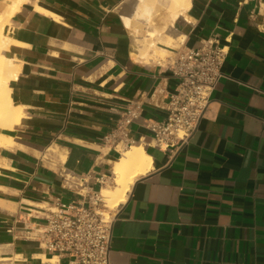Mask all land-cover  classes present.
<instances>
[{
    "label": "crops",
    "instance_id": "crops-1",
    "mask_svg": "<svg viewBox=\"0 0 264 264\" xmlns=\"http://www.w3.org/2000/svg\"><path fill=\"white\" fill-rule=\"evenodd\" d=\"M6 5L0 0V16ZM137 5L27 0L6 21L4 32L20 43L5 55L19 65L9 85L23 117L4 130L17 143L0 147V264H68L26 228L73 197L63 169L112 181L131 143L103 137L135 98L143 110L129 124L132 144H143L155 167L115 210L111 264H264V32L251 21L264 15V0H190L177 17L170 0H158L150 23L135 16L129 27L124 14ZM158 9L165 13L156 22ZM147 30L166 53L211 36L229 48L198 129L179 148L155 146L143 123L166 117L178 82L167 59L142 54L135 35L149 37Z\"/></svg>",
    "mask_w": 264,
    "mask_h": 264
},
{
    "label": "built area",
    "instance_id": "built-area-1",
    "mask_svg": "<svg viewBox=\"0 0 264 264\" xmlns=\"http://www.w3.org/2000/svg\"><path fill=\"white\" fill-rule=\"evenodd\" d=\"M251 21L264 32V15L252 13ZM228 52V45L211 36L200 47L175 49L167 56L168 69L178 79L167 102V115L160 120L143 119L155 146L163 150L179 148L192 138L223 76ZM142 110L140 98L131 100L116 127L103 140L132 144L129 124L142 118ZM61 173L63 188L73 197L69 201L58 200L46 221L27 227L25 236L37 240L47 254L67 259L68 264H111L115 212L107 210L102 194L108 178L67 169Z\"/></svg>",
    "mask_w": 264,
    "mask_h": 264
},
{
    "label": "bare ground",
    "instance_id": "bare-ground-1",
    "mask_svg": "<svg viewBox=\"0 0 264 264\" xmlns=\"http://www.w3.org/2000/svg\"><path fill=\"white\" fill-rule=\"evenodd\" d=\"M25 1L27 0L7 1L5 12L3 11L4 14L0 16V147L11 146L17 143V140L10 134H7L4 130L11 129L15 125L19 124L23 117L21 107L14 103L12 99L9 85V82L17 77L19 65L15 63V60L12 59V57L10 58L6 56L3 51L9 48L12 44H20L19 41L15 40L11 35L6 34L4 32V28L8 18L14 12H17L16 10ZM157 2L158 0H138V5L133 8L130 14H126L125 16L128 21L127 25L129 27L132 26V21L135 16L144 18V20L150 23L154 15ZM189 6L190 0H170L169 9L173 12V16L177 17L185 14ZM135 30L138 32L136 28ZM146 33L149 37L144 36L142 39L139 37L141 40H139V38L135 35V42L137 44L138 42H143L144 44L142 47L144 46L143 48H145V50L143 49L144 53L142 54H148L149 49L153 50V56L159 53L164 54L166 50L158 47L156 45L157 43L155 44L153 41L154 38L152 37L154 36V32L147 30ZM139 45L141 47V44ZM139 51L140 49H138L137 53H139ZM49 150L55 152L57 151V146L50 147ZM61 157L64 158L63 154H61ZM154 167V156L143 144L134 143L122 150L121 155L113 163L111 174H113L112 178L115 182L114 186L112 188H102V194L104 196L106 206L111 208L116 206L118 207L120 204L125 202L128 191L130 190L134 180L148 173Z\"/></svg>",
    "mask_w": 264,
    "mask_h": 264
},
{
    "label": "rangeland",
    "instance_id": "rangeland-1",
    "mask_svg": "<svg viewBox=\"0 0 264 264\" xmlns=\"http://www.w3.org/2000/svg\"><path fill=\"white\" fill-rule=\"evenodd\" d=\"M4 1H10V0H4ZM164 13H165V10L164 9H158V11L156 12V15L154 17V19L156 20V22H158L159 20H163V17H164ZM124 16H126V13L124 14ZM125 20H126V23L128 24V21H127V18L125 17ZM155 22V21H154ZM147 25L143 24V27H142V33L145 32V29H146ZM4 53L5 50L3 51ZM171 53H166L164 52V54H155L154 56H152V58H154L155 60H166L167 59V56H169ZM161 55V56H160ZM159 57V58H158ZM13 146V145H11ZM127 148V147H126ZM126 148H123L122 150L126 149ZM113 175V174H112ZM114 180L112 179V181L106 185H104V187H109V188H112L114 186ZM104 202H105V199H104ZM106 204V202H105ZM107 210H113V212H115V210L117 209V206L116 207H108L106 206Z\"/></svg>",
    "mask_w": 264,
    "mask_h": 264
}]
</instances>
